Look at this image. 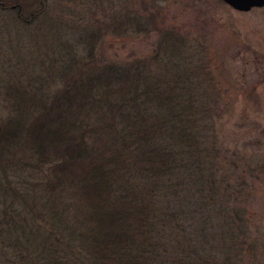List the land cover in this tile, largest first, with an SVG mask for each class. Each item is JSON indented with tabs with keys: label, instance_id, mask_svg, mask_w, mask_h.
<instances>
[{
	"label": "rangeland",
	"instance_id": "1",
	"mask_svg": "<svg viewBox=\"0 0 264 264\" xmlns=\"http://www.w3.org/2000/svg\"><path fill=\"white\" fill-rule=\"evenodd\" d=\"M121 64H145L169 83L178 75L188 98L183 123L194 144L176 149L177 224L160 235L161 264H264V6L0 0V217L21 208L14 190L37 159L24 135L10 140L21 114L10 101H50L75 86L87 93L101 65Z\"/></svg>",
	"mask_w": 264,
	"mask_h": 264
},
{
	"label": "trees",
	"instance_id": "2",
	"mask_svg": "<svg viewBox=\"0 0 264 264\" xmlns=\"http://www.w3.org/2000/svg\"><path fill=\"white\" fill-rule=\"evenodd\" d=\"M121 65H101L87 93L10 101L21 112L10 140L24 135L37 159L14 190L21 208L0 217V264L163 262L160 235L178 214L176 149L194 144L188 98L178 75L169 83L145 64Z\"/></svg>",
	"mask_w": 264,
	"mask_h": 264
},
{
	"label": "water",
	"instance_id": "3",
	"mask_svg": "<svg viewBox=\"0 0 264 264\" xmlns=\"http://www.w3.org/2000/svg\"><path fill=\"white\" fill-rule=\"evenodd\" d=\"M222 1L237 11H249L252 7L264 6V0H222Z\"/></svg>",
	"mask_w": 264,
	"mask_h": 264
},
{
	"label": "flooded vegetation",
	"instance_id": "4",
	"mask_svg": "<svg viewBox=\"0 0 264 264\" xmlns=\"http://www.w3.org/2000/svg\"><path fill=\"white\" fill-rule=\"evenodd\" d=\"M17 6H18V11H20V10H21V8H20V6H19V5L13 4V5H10L9 7H10L11 9H15ZM1 7H2V8H5V7H4V6H2V5H1ZM254 8H256V7H254ZM254 8H252V9H254ZM260 8H261V7H260ZM252 9H251V10H252Z\"/></svg>",
	"mask_w": 264,
	"mask_h": 264
}]
</instances>
